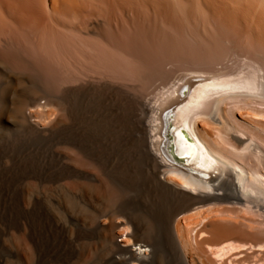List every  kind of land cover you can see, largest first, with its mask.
<instances>
[{
  "label": "bare ground",
  "instance_id": "obj_1",
  "mask_svg": "<svg viewBox=\"0 0 264 264\" xmlns=\"http://www.w3.org/2000/svg\"><path fill=\"white\" fill-rule=\"evenodd\" d=\"M145 1L153 13L196 4ZM110 2L0 0V264H165L161 248L199 264L185 220L214 201L264 210L261 68L192 70L153 103L156 87L134 84L139 27L131 36ZM238 4L263 47L264 0Z\"/></svg>",
  "mask_w": 264,
  "mask_h": 264
},
{
  "label": "rangeland",
  "instance_id": "obj_2",
  "mask_svg": "<svg viewBox=\"0 0 264 264\" xmlns=\"http://www.w3.org/2000/svg\"><path fill=\"white\" fill-rule=\"evenodd\" d=\"M191 1L196 2L193 9L182 8L169 13H153L145 0L110 2L113 20H123L131 36L135 32L130 27H139L135 28L139 31L135 41L143 51L147 66L145 78L156 74L148 83L144 78L134 84L137 90L155 86L150 96L153 103L167 96L175 82L174 88H178L192 70L237 74L261 68L264 73V58L260 56L264 45L257 41L259 30L254 13L245 16L238 0ZM161 71L164 74H160ZM165 78H170L171 82L160 91ZM207 127L213 131L209 125ZM138 192L139 189L132 191L131 195L135 197ZM211 205V209L185 220L192 257L200 260L199 264H252L258 258L260 243L264 242V210L234 208L227 211L222 201ZM216 224L223 228L214 229ZM230 243L232 247L220 250ZM242 249L250 254V263L227 259L226 251ZM161 254L165 264H174L162 248Z\"/></svg>",
  "mask_w": 264,
  "mask_h": 264
}]
</instances>
